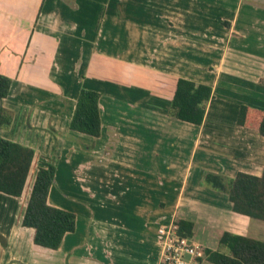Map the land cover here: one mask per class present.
Returning <instances> with one entry per match:
<instances>
[{
  "label": "crops",
  "instance_id": "crops-1",
  "mask_svg": "<svg viewBox=\"0 0 264 264\" xmlns=\"http://www.w3.org/2000/svg\"><path fill=\"white\" fill-rule=\"evenodd\" d=\"M67 1L0 0V74L12 79L0 101L12 121L0 136L33 148L36 166L88 159L95 173L109 174L102 181L112 187L92 193L61 188V201L71 199L80 207L76 211L48 196L49 205L76 216L75 231L56 251L35 246L34 231L20 221L29 239L12 232L25 191L20 198L0 194V235L11 251L1 253L0 264H158L157 230L177 220L193 224L189 240L204 251L227 254L219 244L224 232L264 242V226L232 212L225 194L203 185L206 173L231 179L237 172L259 176L264 169V156L257 154L264 151L254 146L264 147V138L236 122L240 105L264 110L255 99L264 88L248 76L264 72V0H155L162 11L151 18L159 23L148 36L130 18L118 12L100 18L93 7L130 8L153 0ZM202 8L223 17L202 10L201 18H191ZM257 20L258 26H248ZM141 39L157 46L150 60ZM180 78L211 88L200 126L167 113ZM82 88L101 96L97 139L68 128ZM120 88L133 89L139 104L126 110L116 95ZM92 147V155L85 152ZM120 179L127 183L123 190L116 187ZM68 181L77 184L70 176Z\"/></svg>",
  "mask_w": 264,
  "mask_h": 264
},
{
  "label": "trees",
  "instance_id": "trees-1",
  "mask_svg": "<svg viewBox=\"0 0 264 264\" xmlns=\"http://www.w3.org/2000/svg\"><path fill=\"white\" fill-rule=\"evenodd\" d=\"M11 85L12 79L0 74V101L7 98ZM100 97L96 91L83 88L79 90L68 124L71 131L94 139L101 136ZM210 98L209 86L177 79L167 113L181 122L200 126ZM11 121V113L0 106V130L7 129ZM236 122L239 127L253 130L264 138V110L240 105ZM34 159L33 148L0 136V194L20 198L32 176L20 225L34 231L32 243L35 246L56 251L65 235L75 231L76 216L72 212L48 204L56 167L50 160L36 166ZM203 185L225 194L232 212L264 223V169L259 176L237 172L231 179L221 174L206 173L203 176ZM175 225L178 237H192L191 222L177 220ZM0 243L6 246L2 236ZM219 244L225 247L228 253L204 251V259L211 264H264L263 241L224 232Z\"/></svg>",
  "mask_w": 264,
  "mask_h": 264
},
{
  "label": "rangeland",
  "instance_id": "rangeland-1",
  "mask_svg": "<svg viewBox=\"0 0 264 264\" xmlns=\"http://www.w3.org/2000/svg\"><path fill=\"white\" fill-rule=\"evenodd\" d=\"M67 2L70 5H72L74 0H68ZM205 2L208 3L207 1H205ZM232 2H233V0H231L230 3L232 4ZM245 2H247V1L244 0L243 3H245ZM155 3H156L155 0H153V3L147 2V1H144V2L142 1V3L140 5H136L133 2L132 5L129 6L130 8H128L127 6L119 7L118 5L115 8L114 4H110L108 10H107V7H99V6L93 7V9L95 8L97 10V12H100V14H99L100 18H107L109 15L118 12L119 14H117V15L119 16V18H130V20H128V21H130V23L132 25H138L142 32L143 31L146 32V33L144 32L145 36L146 35L148 36V32L149 33H154V30L156 29L155 26H157V24L159 23L156 19L155 20L151 19V18H158V14L161 13L160 12L161 8L158 5H156ZM240 5H241V3H240ZM243 5L245 6V4H243ZM202 10L205 11L203 13H206L209 16L211 15V17H213L214 19L223 17V15L221 14V11L218 12V10L212 9V11L210 12L209 8L206 9V10L202 8L200 10H197L195 15H193L191 18H201L200 12H202ZM258 24H259V20L252 21L251 23L248 24V26H250V27H251V25L258 26ZM149 37H151V35H149ZM128 42L132 43V45H133V47H129L128 48V51L129 50L131 52L135 51L134 49H136V47H137L136 41L133 42L132 38H131L130 41L128 40ZM149 42L150 41H144L143 39H141V40H139V44L138 45L140 47L144 48L143 51L147 55V58L150 60V57H152L151 55L157 54V52H156L157 46L154 45V44H152L153 46H150V44H146V43H149ZM248 42H250V40H248ZM241 45H243L244 49H248V46H246L247 44L241 42ZM250 48H253V47L250 46ZM248 51H250V50H248ZM209 69L213 70L215 68L210 67ZM136 75H138V73ZM248 76L251 77V79H253V80L255 79L254 82H256L255 83L256 86H259L262 89L264 88V72H262V71L258 72V75L252 73V74H248ZM127 88H130V87H127ZM127 88H120V90L118 92H116L117 97L122 101V103L124 105V108H126V110L130 109V107H132V106H135V105L139 104V101L136 98H132L131 97V93L134 92V90L133 89H127ZM114 91H116V90H114ZM128 95H130V96H128ZM263 95H258V96H256L257 98L255 97V99H260V100H257L258 102L259 101L260 102L258 103L256 101V103H258V105L262 104V106H263L262 108L264 109V96ZM229 98L237 99L234 96H230ZM251 108H254V107H251ZM117 125H119V124H117ZM112 138L115 139L117 137L115 136V137H112ZM107 146L109 148H112V146L109 145V144ZM254 146H256V148H258V150H260L262 152L264 151L263 143L261 145L254 144ZM93 151L94 150H93V147H92V149H90L88 151H85V152H87L88 154L92 155L94 153ZM105 152L107 153L108 149L105 150ZM257 154H258V156H260L259 157L260 159L263 158V156H264L260 152H257ZM87 160L88 159H84V158L78 157L74 161L75 162L74 166L71 165V164H69L67 166L65 164V160L62 161L60 163V165H59V162H58V166L56 165V170H57V173H56L57 174L56 175L57 179L55 180L56 183L53 184V186L51 187V189H52L51 192H53V194L51 193V195H49V197L51 196V199H52L51 203H56L59 206L63 205V206L68 207L69 209H71L73 211H76V209L79 210L80 207L78 206V204H76L75 202L71 201V199H66V201L68 202V206H66V204H65L66 201H64V202L61 201V199H60V196H62V194L60 192L61 188L63 189V192L65 191L67 193H70V192L74 193V191H72V190H74L76 188L79 189V187L80 188L83 187L84 189H86V190L90 191V193H92V191L95 190V188H96V190L101 189L102 191H107L108 187H112L111 183H113V182L106 183V182L102 181L104 178L108 177L109 174H105V173L103 174V172L95 173L93 171L92 166L86 164ZM68 176L74 178L76 180L77 184L72 183V182L70 183L69 181L67 182ZM98 178H101V179H99L100 181L98 180ZM31 181H32V176L30 177V179L27 182L25 195L22 198H20L19 203L16 206V209L19 210L14 216L16 218L15 225H17V227H15V228L13 227V231H12L16 237H21V238H23L25 240H26V238L29 239L28 233L25 232L24 230H22L18 226V224H19V221H20V218H21L20 214L23 211L22 208H24L25 203H26V198H27V195L29 193ZM117 181H119V182L117 183L116 187L119 190H123L124 188L127 187V183L124 181V179H120V180H117ZM77 185H79V186H77ZM149 188H151V186ZM151 192L153 193L154 196L149 197V200H151V202H153V204L155 206L156 202L154 203V201H155L156 193L154 191H151ZM156 200H159V199H156ZM53 201H56V202H53ZM59 206H57V207H59ZM166 209H168V207ZM17 219H19V220H17ZM247 219L250 220L251 222H254L255 224H258L260 226H264L263 222L256 221V220H253V219H249V218H247ZM5 222H7V220H5ZM6 237H2V238H5L4 240H6ZM260 238L263 239L262 236ZM8 250H10V248L8 249L6 246L1 245V243H0V255H1V253L5 254V252L6 253L7 252H11V251H8ZM23 251H25V249ZM30 253H32V252H27V251L23 252V254H30Z\"/></svg>",
  "mask_w": 264,
  "mask_h": 264
},
{
  "label": "built area",
  "instance_id": "built-area-1",
  "mask_svg": "<svg viewBox=\"0 0 264 264\" xmlns=\"http://www.w3.org/2000/svg\"><path fill=\"white\" fill-rule=\"evenodd\" d=\"M156 244L160 249L158 264H200V260L205 258L201 246L189 238L178 237L175 224L157 230Z\"/></svg>",
  "mask_w": 264,
  "mask_h": 264
}]
</instances>
